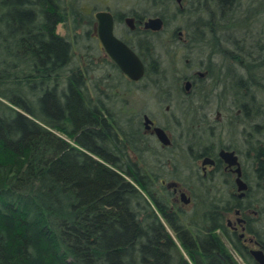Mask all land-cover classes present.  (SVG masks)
Instances as JSON below:
<instances>
[{
	"label": "trees",
	"instance_id": "obj_1",
	"mask_svg": "<svg viewBox=\"0 0 264 264\" xmlns=\"http://www.w3.org/2000/svg\"><path fill=\"white\" fill-rule=\"evenodd\" d=\"M95 1L0 0V264H240L216 233L221 229L226 234V187H236L233 177L216 173L210 179L196 174L193 167L182 176L174 162L169 164L176 153L164 155L144 133L140 114H130L123 101L111 96L116 89L130 88L121 71L114 67V76L92 78L98 65L93 49ZM182 1L189 3L188 8L180 6ZM235 2L151 0L156 10H138L136 5L128 11L111 9L140 19L158 17L162 30L176 19L169 10L177 4L175 16H189L185 27L195 46L211 54L215 65L211 94L216 90L224 109L228 102L238 109L245 103L242 121L235 116L229 120L241 127L260 115L255 90L264 92L257 78L264 67L260 55L264 44L256 43L255 56L232 40L227 29L242 13L230 7ZM244 23L242 19L238 26ZM60 24L68 26L74 37L59 34ZM81 30L86 49L78 38ZM178 30L171 29L177 41ZM158 31L149 33L147 44L140 38L136 47L152 61L146 72L148 89L163 95L167 75L155 56L158 44L153 39ZM228 42L234 51L225 45ZM242 76L248 79L247 86L241 85ZM227 79L233 80L232 96L222 85ZM148 89L140 87L143 94ZM194 98L178 106L185 108L186 123L192 117L190 124L198 125L196 131L182 126L181 151L187 158L213 156L223 142L208 145V135H202L208 128L195 117ZM257 148L249 144L244 161L252 160L256 180L253 183L250 173L244 178L259 190L248 201L262 204L264 156ZM251 149L257 150L256 156ZM169 180L193 186L190 213L169 214L170 207H178L166 185ZM227 238L246 264H256L235 239Z\"/></svg>",
	"mask_w": 264,
	"mask_h": 264
},
{
	"label": "rangeland",
	"instance_id": "obj_2",
	"mask_svg": "<svg viewBox=\"0 0 264 264\" xmlns=\"http://www.w3.org/2000/svg\"><path fill=\"white\" fill-rule=\"evenodd\" d=\"M134 1L135 3L130 2V0H96L95 10L110 9L113 12V10H115L116 8L117 9L121 8V11H128L131 8H134L132 7L133 5H136L137 7L136 9L138 10L143 9L144 7L151 11L156 10L154 6L152 5L153 3H151V0H134ZM262 1L263 0H236L235 3L237 5L236 4L234 5L233 3L230 7L234 8L236 6V8L241 10L242 13L240 14L237 12L239 15L238 14L236 15V22H237L236 25L235 26L232 25L229 29H227L229 34L232 37V40L236 39L237 43H240V44L242 43V45H244L245 51H251L250 53H252L255 56L258 55L259 53V47L256 46V43L264 44V14L262 13V10L264 9V3H262ZM180 4H181L180 6H182L183 8L185 7L188 8L189 6V3L187 1H182ZM171 7L172 9L169 11L172 13V15H174L173 18L176 17V19L169 21L163 27L162 30L158 31L159 33H157L153 37V39L155 38L154 40L158 44V47L155 52V56L158 58L160 66L163 67L166 71V75H167L166 85L170 87V89H172V92H168L169 94L167 95H162V93H159L157 91H156L157 94L154 93L155 89L147 88L148 91L152 93L148 92L147 94L145 93L143 95L138 92H135L136 90H140V87H141L140 85L131 86V88H135V90L132 93L131 92L128 93L120 89H116V90H118L117 97L121 99V101L124 102L130 114L132 115L140 114L141 115V113H144V112L150 113L156 116L162 124L168 127L169 133L173 137L174 144L170 150L163 149L161 147L160 151H162L164 155H168L170 152L176 153V157L175 159H173V161H170L169 159V164L174 162L177 165L176 167L179 168V171L184 173L182 174V176H185L186 173L189 174L191 167H193L194 169L196 168L197 163L192 158H189V157L187 158L186 153L181 151V145H182L181 144L182 140H180L181 138L180 133L182 130L181 128L182 126L184 127V125L186 124V126H189L194 131H196V128L198 125H196L194 122L190 124L192 117H190L188 120V123H186V120L183 117L185 114V110H184L185 108H183V111H182L181 109L180 110L178 109V106H182L186 102L190 103L191 99L184 100V97H182L181 95H178L174 88L177 87L176 84L183 75L185 74L188 75L192 73L195 67H198V66L203 67V65H200L201 64L200 61L205 60V58L203 57L206 56V53L204 51L205 48L194 46L192 47V49L189 50V54L187 56H184L185 52L181 50L180 42L173 39V36L171 35V29L175 27L178 28V27L186 26L189 20V16L188 17L184 15L175 16V11H177V8H176L177 4L174 3L171 5ZM111 8H113V10ZM253 9L255 10V13L250 12ZM242 19L244 20L245 23L243 24V26H238L240 24V21H242ZM57 32L66 37L68 36L74 37L72 31L68 29V26L64 24L58 25ZM79 34H81L82 36L78 38L79 40L82 39V44H84L83 46L85 48V43H86L85 34L83 33L82 30L79 31ZM225 45L230 50L234 51L235 47L232 44H230V42L225 43ZM202 47H205V46H202ZM93 49L96 51L95 52V55H97L96 62L98 63L94 71V73L95 72L96 73L95 74L93 73V74L97 75L98 77H94L93 75L92 78L100 81L102 78V72H101V69L98 68V66H100V64L105 65L108 62L106 60L105 55L98 50L97 44H94ZM75 52H76V56L80 54L79 50ZM260 55L262 56L264 54L261 53ZM186 59H189L188 63L186 62ZM213 59L215 60V62L217 61L216 58H213ZM233 67L238 68L236 64H234ZM258 70L259 69H257V71ZM110 73L112 74V76H114L113 71H110ZM257 73L259 74V76L257 75V78H259L260 79L259 81L264 84V67L261 68V70ZM106 74L108 73L106 72ZM111 80L114 82L115 79L113 80V77H112ZM209 84H210V81H209ZM210 86L212 87L211 84ZM89 89L90 91H92L91 87H89ZM255 91L257 92L256 94L257 100L255 99L256 101L255 103L256 105L260 107L259 103L260 104L262 103L261 102L262 95L259 94L260 91L258 89ZM215 92L214 94H210L208 96H204L201 98H198V97L194 98L196 99L195 106H197L198 108V110H196V115H195V117L197 118V121L203 122L202 124H204V126H206L207 128L209 126H212L214 128V131L212 130L210 132H209V129L207 130L204 128L205 130L202 131V135L207 134L208 138H210L212 135L213 138H215L216 142H219V143L223 142V144L225 145L228 144L229 142H232V145H235L237 147V149L240 151L242 155L243 160L245 161L246 160V157L244 156L245 150H244V146H242L241 144L242 137L243 139L244 137H249L252 140H255L256 138L264 139V126H262V128L259 127L261 130L260 132H256L254 129H252L253 128L252 126L248 125V127H246V130L242 135L240 133L241 127L231 125L229 121L230 118L233 116L237 117L239 121H242L244 117V113L242 109H238L236 106L231 105L230 102H228L227 109L221 108V104L219 101L220 96L218 94H215ZM230 106L232 107V109L229 108ZM259 109H260V115L253 116L252 120L254 121L252 123L262 124L264 122V110L261 109V107ZM251 113H252V110H251ZM249 133H252V134H249ZM221 136H222L223 141H220V139L218 141V138H221ZM68 141L71 144H74L72 139H68ZM163 159H166V157H163ZM245 163L248 168V173H250V177H252L250 179L254 183L256 178H253V177H256V176L254 174V169L252 168V164H251L252 160L247 159V162ZM170 166H173V165H170ZM167 168L168 170L171 171V169H169V166H167ZM175 182L177 181L169 180V181H166V185L170 189H172L173 187L172 183H175ZM182 186L185 188L184 190L191 193V190L188 189L186 185H182ZM189 186H192V185L190 184ZM191 196H193V194H191ZM175 198L177 199V197ZM177 204L179 205V203ZM192 207H193L192 204L189 205L187 207L186 213H190L192 210ZM170 208L174 209L173 206ZM228 217L229 215L225 216V219H224L225 225H226V221ZM167 229L173 236H175V232L172 230V228L169 227L168 224H167ZM217 233L220 236H222L230 252L240 262V264H246L243 261L242 257L235 251L229 239L225 237L223 232L218 231ZM239 233H241L240 230H239ZM251 248L255 249L256 246L252 245Z\"/></svg>",
	"mask_w": 264,
	"mask_h": 264
},
{
	"label": "flooded vegetation",
	"instance_id": "obj_3",
	"mask_svg": "<svg viewBox=\"0 0 264 264\" xmlns=\"http://www.w3.org/2000/svg\"><path fill=\"white\" fill-rule=\"evenodd\" d=\"M98 11H110L113 16V21H114V35L124 42L128 47L133 49L141 58L142 62L144 63L145 66V73L144 76L140 80H133L131 79L126 73H124L121 68L118 66V64L112 59V57L109 55L107 52L100 36H99V22L97 18L95 17V13ZM93 16L95 18V24H94V33H95V41L98 47V50L103 53L106 57L107 64L102 65L100 64L99 68L101 69L102 76H107L111 77L110 71H113L114 67H117L119 71H121L122 75L124 76L125 80L128 82L130 85V88H126L124 91L128 93H132L135 88H131V86H136L140 85L142 88H148L151 83L146 79V72L149 67L152 65V61L149 59H146L143 57L142 53L139 52L136 45L139 43V39L147 44L148 38H150L149 33L153 31L152 29L146 28L145 23L146 19H140L134 15H128V14H119L117 15L115 12H112L110 9H105V10H97L93 11ZM129 19H132L129 21ZM178 40L180 42V47L181 50L185 52L184 56H187L189 54V50L192 49V47L195 46V43L192 41L191 36L189 33L186 31V27H179L178 30ZM206 56L203 57L205 60L200 61V65H203V67H195L190 74H185L183 75L179 81L177 82V87H175V91L178 95H181L184 97V100H189L192 99L194 96L200 98L202 95L208 96L211 94V90L208 89V87H211L209 85V81L211 82L212 79H210V75L212 71H215V65L211 64L212 57L209 52H205ZM186 62H189V59H186ZM98 64V63H97ZM106 72L108 74H106ZM225 84L222 85H227L228 89L226 91V95L232 96L233 94L232 87H233V80L227 79L226 81H223ZM142 83V84H141ZM248 79L245 76H242L241 78V85L242 86H247ZM261 84H263L261 82ZM263 87V85H262ZM231 89V90H230ZM223 90V87L221 86L220 91ZM247 88L244 90V92L241 93V96H243L244 93L247 92ZM167 92H165L163 95L169 94L168 92H172V89L167 86L166 89ZM264 91V87H263ZM135 92H138L140 94H143L141 90H136ZM111 96L118 98V94H115L114 91L111 92ZM115 95V96H114ZM144 95V94H143ZM121 100V99H119ZM261 109L264 110V92L262 94V100H261ZM242 107L245 105L244 102H242ZM241 107V108H242ZM127 108V106H126ZM232 109V107H229ZM239 108V109H241ZM143 112V111H142ZM146 117L152 120V123H146ZM140 118L143 123V131L145 134L149 135L152 138V143L156 144L157 147L161 149H167V148H172L174 144L173 137L169 133V129L166 125L162 124L158 118L150 113H141ZM241 128H240V133L243 135V133L246 130V127H248L249 123H241ZM256 132H260V128L264 126V122L262 124L260 123H251L250 124ZM155 127H161L163 128L166 133L168 134L171 144L170 145H164L157 137L156 132H155ZM209 132L214 131V128L212 126L208 127ZM252 134V133H249ZM220 139V138H219ZM207 140H210L208 142V145H218L219 142L215 141V138L211 135V139L208 138ZM221 140V139H220ZM219 141V140H218ZM241 144L244 146V156L247 158L246 153H247V146L249 144L257 147L258 150L260 151V155L263 157L264 153L261 152V150L264 147V139H258L256 138L255 140L250 139L249 137H242L241 139ZM220 145V144H219ZM218 145V146H219ZM232 142H229L228 144H223L224 147H217L218 150H216V153L213 156H205V154H200V155H190V157L196 161L197 166L194 169L196 171V174L202 175L204 177H209L210 179H214L216 173H221L224 175H229L230 177H233V180L236 184V187H226V192L229 196V198L226 200L225 207L226 212H223L224 216L229 215L226 221V228L225 232L227 236L230 238L235 239L241 246L242 250L245 253H248L252 257V259L255 261L256 264H261L257 261V259L254 256V251H260L264 255V203H251L248 201V198L251 197V195L258 194L259 190L252 189L250 185L247 183L245 180L244 176L245 174L247 175L248 173V168L246 163H244V160L242 158V155L238 149L234 148V145H232ZM261 147V150H260ZM226 150V151H232L235 153V155L238 157V165H229L220 155L221 151ZM257 151L256 149H251L252 156H256L255 152ZM250 153V154H251ZM260 156V157H261ZM196 157H201L197 158ZM211 158L213 160V163H208L204 164V160L206 158ZM199 159V160H198ZM201 162V163H200ZM240 167L241 170V178L242 180L246 183V188L244 191H239V183L237 181L238 179V172L237 169ZM192 177V176H191ZM226 182L227 180L224 179ZM190 183H194L193 178L190 180ZM214 183V182H213ZM186 185L188 189L191 190L192 186H189V184L184 183L182 181H177L175 183H172V190L173 193L175 194V197L178 199V207L172 209H169V214L172 216L174 214L180 213V211L187 212V207L189 205H193V197L191 196V193L188 191L184 190L185 188L182 185ZM253 191V192H252ZM182 193H185L187 197L185 199L182 197ZM179 197V198H178ZM186 208V209H185ZM212 214L216 212V208L212 207L211 209ZM215 217V216H214ZM212 223H215L214 220ZM239 230L241 233H239ZM218 231H221V229L216 230V233ZM224 234V233H223ZM225 235V237H227ZM248 242V244H247ZM232 245V244H231ZM252 245L256 246V248H251ZM244 261V260H243ZM245 262V261H244Z\"/></svg>",
	"mask_w": 264,
	"mask_h": 264
},
{
	"label": "water",
	"instance_id": "obj_4",
	"mask_svg": "<svg viewBox=\"0 0 264 264\" xmlns=\"http://www.w3.org/2000/svg\"><path fill=\"white\" fill-rule=\"evenodd\" d=\"M180 1V0H178ZM95 17L99 22V36L109 53L112 59L118 64L121 70L126 73L133 80H140L145 73V66L142 62L140 56L130 47H128L124 42L119 40L114 35V21L113 16L110 11H98L95 13ZM132 19H129L131 21ZM163 22L160 18H150L146 21L145 27L158 31L162 28ZM146 123H152V120L146 117ZM155 132L158 139L164 145H170L171 140L166 133V131L161 127H155ZM221 157L229 164V165H238V157L232 151L223 150L220 153ZM213 163L211 158H206L204 160V164ZM238 172V183H239V191H244L246 188V183L241 178V170L240 167L237 169ZM182 197L185 199L186 194L182 193ZM254 256L257 261L261 264H264V255L260 251H254Z\"/></svg>",
	"mask_w": 264,
	"mask_h": 264
}]
</instances>
